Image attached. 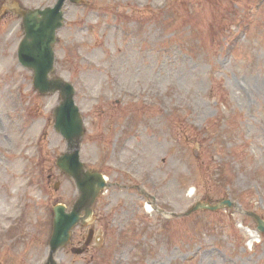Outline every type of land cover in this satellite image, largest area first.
<instances>
[{
  "label": "rangeland",
  "instance_id": "rangeland-1",
  "mask_svg": "<svg viewBox=\"0 0 264 264\" xmlns=\"http://www.w3.org/2000/svg\"><path fill=\"white\" fill-rule=\"evenodd\" d=\"M56 1L0 0V7L44 9ZM107 1L123 14L119 21L98 18L108 7L104 0L66 5L55 76L77 93L87 128L82 162L110 184H137L142 194L156 196L167 216L155 207L149 214L141 193L112 190L96 205L95 244L75 254L88 235L77 228L57 259L264 264V236L253 249L247 232L257 231V217L264 219V0H127L131 13L123 2ZM122 29L133 35L127 38ZM23 35L14 13L0 18L1 264H44L50 211L55 204L71 209L77 197L73 182L54 165L67 150L54 129L59 94L33 91V73L17 59ZM30 120L33 129L22 131ZM124 139L121 150L117 141ZM34 144L44 151L29 161ZM30 187L29 200L43 199L46 209L33 202L26 214L40 210L42 220L27 223L21 200ZM227 199L236 208L188 214L198 202L216 206Z\"/></svg>",
  "mask_w": 264,
  "mask_h": 264
},
{
  "label": "water",
  "instance_id": "water-1",
  "mask_svg": "<svg viewBox=\"0 0 264 264\" xmlns=\"http://www.w3.org/2000/svg\"><path fill=\"white\" fill-rule=\"evenodd\" d=\"M22 16H24V25L26 27V40L23 42L22 45V54L21 57L24 60V64L28 67H31L33 70H36L39 74L41 73V68L44 65V57L46 56L48 60L50 59L51 53V47L55 43V37L54 34L56 32V29L59 28L61 25L58 22V20L53 22L52 18L48 15H45L43 20L39 19V16L41 13L39 12H33L26 14L24 12H20ZM61 18V15L59 16ZM49 64L47 63V67ZM44 73V72H43ZM42 77V75H41ZM38 81V87L40 89L43 88V85L41 81H39V78L37 77ZM65 110H59L57 112V124H58V131H62L64 134L71 137H81L82 136V130H81V123H80V117L77 113L76 114V122L73 120V118L68 119V116L66 111L70 109V107L73 106V102H71L70 98L66 101ZM74 157H71V160L69 158H65V160L62 161L61 167H64L66 169L70 170V174L74 176L75 178L79 179L80 174V168L82 165H80V156L78 154V151L75 152L73 155ZM83 168V167H82ZM69 173V172H68ZM95 183L89 182L87 185L85 181L80 179L79 184L82 185V189H87L91 192L92 198L95 196L96 191L99 189H102L104 184L101 181V178L98 175L94 176ZM226 205L229 204L228 202L225 203ZM199 208H207L202 205H199L195 210ZM219 208V207H218ZM77 217V214L70 218L74 219ZM67 218L66 214H63V217L61 216L59 218L60 222V228L62 229V225L64 223V220ZM72 221V224H75V221ZM67 231L65 232V236H67Z\"/></svg>",
  "mask_w": 264,
  "mask_h": 264
}]
</instances>
